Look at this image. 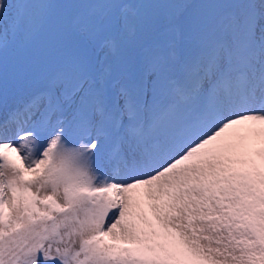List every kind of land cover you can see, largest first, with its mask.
Listing matches in <instances>:
<instances>
[{
  "label": "snow or ice",
  "instance_id": "6c2138e0",
  "mask_svg": "<svg viewBox=\"0 0 264 264\" xmlns=\"http://www.w3.org/2000/svg\"><path fill=\"white\" fill-rule=\"evenodd\" d=\"M0 264H264V0H0Z\"/></svg>",
  "mask_w": 264,
  "mask_h": 264
}]
</instances>
